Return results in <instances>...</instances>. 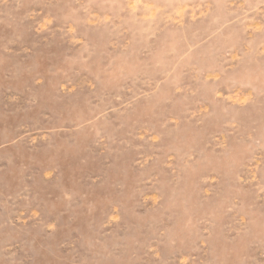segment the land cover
<instances>
[{
	"label": "rangeland",
	"instance_id": "obj_1",
	"mask_svg": "<svg viewBox=\"0 0 264 264\" xmlns=\"http://www.w3.org/2000/svg\"><path fill=\"white\" fill-rule=\"evenodd\" d=\"M0 264H264V0H0Z\"/></svg>",
	"mask_w": 264,
	"mask_h": 264
}]
</instances>
